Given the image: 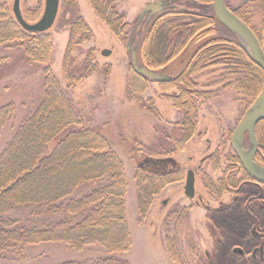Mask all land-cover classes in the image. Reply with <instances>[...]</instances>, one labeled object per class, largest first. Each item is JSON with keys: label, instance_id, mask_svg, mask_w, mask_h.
Wrapping results in <instances>:
<instances>
[{"label": "rangeland", "instance_id": "obj_1", "mask_svg": "<svg viewBox=\"0 0 264 264\" xmlns=\"http://www.w3.org/2000/svg\"><path fill=\"white\" fill-rule=\"evenodd\" d=\"M150 1L154 0H111V5L127 23L121 36L112 34L90 0H75L74 3L59 0L55 21L47 30L49 68L60 88L80 112L83 124L101 131L123 164L127 184L125 215L131 245L129 251L117 256L130 264H178L167 249L168 238V244L175 247L173 249L182 259L181 264H264V187L244 180L219 196L212 195L207 187L208 180L219 188L220 178L226 183H229V175L236 180L242 178L238 164L233 165L228 160L233 152L228 141L238 120L257 99L249 105L248 100L238 93L233 84L237 73L227 63L223 52L200 62L191 78L198 92H210L211 96L205 100L197 99L194 132L185 142L177 143L181 138L179 123L183 112L166 97L176 95L177 89L162 91L158 82L132 74L130 52L126 51L130 43V48L136 51L137 64L145 67L147 54L151 59H157V52L162 53L161 58L169 56V50H162L161 43L156 47L147 45L145 35L157 16L178 8L167 5L169 0H161L163 5L166 4L162 11L150 14L143 11ZM246 1L225 0L230 9L239 13H243L242 5ZM0 3L8 7L13 18V0H0ZM19 5L23 18L27 12L37 14L34 20L27 21L35 23L43 12L44 0H19ZM260 5L261 2L255 1L246 7L254 27L260 23ZM77 15L89 27L91 37L71 52L68 67L77 82L69 86L64 78L63 56L69 38L68 24ZM219 31L222 38L229 37L227 30L219 28ZM3 46L0 45L3 60L0 63V106L11 102L14 112L0 131V152L12 137L19 120L27 110L36 107L44 94V65L28 62L17 47ZM102 49L111 52L103 56ZM187 51L186 54L191 52ZM89 53L93 55L91 64H95V68L86 73ZM174 59H170L166 67L148 69L173 79L179 70ZM255 131L258 143H264V122L257 124ZM243 142V148L247 150V139L244 138ZM51 148L52 144L48 145L47 151ZM166 156L181 170V179L168 184L152 197L149 211L140 222L135 205V167L145 157ZM188 169L194 172L192 198L183 191ZM29 212V209H18L13 217L24 219ZM107 254L98 243L81 249L61 242L41 243L26 246L22 259L0 261V264H57Z\"/></svg>", "mask_w": 264, "mask_h": 264}, {"label": "trees", "instance_id": "obj_2", "mask_svg": "<svg viewBox=\"0 0 264 264\" xmlns=\"http://www.w3.org/2000/svg\"><path fill=\"white\" fill-rule=\"evenodd\" d=\"M255 1L261 2V18L257 27H254L252 16L246 9L250 2ZM63 2L74 3L75 0ZM90 3L112 34L121 36L127 23L111 5V0H90ZM169 4L177 7V11L157 16L145 35L147 45L156 47L161 43V49H168L169 56L161 58L162 53L157 52V59H151L147 54L145 65L147 68L166 67L174 57L178 62L179 70L175 77L158 83L162 91L169 88L178 91L176 95L166 97L183 112L179 123L181 138L176 141L181 144L194 132L197 99L205 100L211 96L210 92H198L191 78L200 62L223 52L227 63L237 73L233 84L249 105L259 96L263 73L237 38L215 18L212 0H169ZM242 6L243 13L233 11L251 27L264 45V0H247ZM36 17L35 12H27L24 19L31 21ZM68 25L69 38L62 68L67 85L73 86L77 80L68 67L71 52L89 40L91 31L78 15ZM218 27L227 30L229 37L222 38ZM48 36L47 31L33 32L20 28L8 7L0 3V45L17 47L28 62L44 65L43 98L19 120L12 137L0 152V261L22 259L26 246L61 242L75 249L98 243L108 254L57 264H130L117 256L129 251L131 245L125 215L127 184L122 161L101 131L83 124L80 112L60 88L49 68ZM187 50L191 52L186 54ZM90 53L87 55L86 73L95 68V64H91L93 55ZM2 61L0 57V63ZM13 112L11 102L0 106V131ZM50 144L52 148L47 151ZM259 145L255 160L264 165V143ZM228 160L233 165L238 164L243 176L236 180L229 175V183L220 178L219 188L208 180L207 187L212 195L219 196L230 186L236 188L237 183L251 180L234 153L228 156ZM180 175L181 170L168 156L145 157L137 164L133 178L138 221L145 218L153 202L152 197L168 184L180 180ZM18 209H29L30 212L24 219L15 218L13 213ZM166 240L172 260L181 264L182 259L173 249L175 247L168 244V238Z\"/></svg>", "mask_w": 264, "mask_h": 264}, {"label": "water", "instance_id": "obj_3", "mask_svg": "<svg viewBox=\"0 0 264 264\" xmlns=\"http://www.w3.org/2000/svg\"><path fill=\"white\" fill-rule=\"evenodd\" d=\"M59 0H44V8L41 16L35 23L27 22L20 11L19 0H13L12 14L15 22L25 31L45 32L50 29L55 21L58 12ZM162 1L154 0L148 2L143 11L150 14H156L162 11ZM212 11L215 18L227 28L242 47L245 49L250 58L259 66L263 73V82L259 96L254 104L247 109L238 120L229 138V144L232 153L235 154L237 160L244 170V173L256 183L264 185V167L255 162V156L258 151V138L256 134V126L264 120V47L256 37L254 31L241 19L235 12L230 9L225 0H212ZM126 51L130 52V66L135 74L145 79L154 80L156 82L170 81L172 77L156 71H152L143 65L137 64V55L134 49L130 48V43L126 46ZM109 49H102L101 55L108 56ZM260 105L254 109L256 104ZM249 144L248 149L243 148L244 136ZM185 181L183 185L184 194L192 198L194 195V172L191 169L186 171Z\"/></svg>", "mask_w": 264, "mask_h": 264}, {"label": "flooded vegetation", "instance_id": "obj_4", "mask_svg": "<svg viewBox=\"0 0 264 264\" xmlns=\"http://www.w3.org/2000/svg\"><path fill=\"white\" fill-rule=\"evenodd\" d=\"M244 138H246V134H245ZM258 142H259V141H258ZM258 144H259V143H258ZM259 146H260V145H258V149H259ZM252 181H253V180H252ZM254 183H256V182H254ZM257 184L260 185V186H262V187L264 186V185L259 184V183H257Z\"/></svg>", "mask_w": 264, "mask_h": 264}, {"label": "bare ground", "instance_id": "obj_5", "mask_svg": "<svg viewBox=\"0 0 264 264\" xmlns=\"http://www.w3.org/2000/svg\"><path fill=\"white\" fill-rule=\"evenodd\" d=\"M261 102H259V104L257 103L256 106L254 107V109H257L258 106L260 105Z\"/></svg>", "mask_w": 264, "mask_h": 264}]
</instances>
